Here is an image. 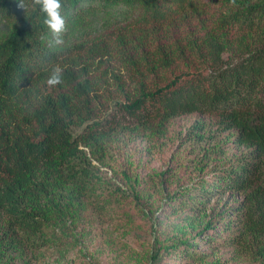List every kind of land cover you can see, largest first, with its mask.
I'll return each instance as SVG.
<instances>
[{
    "label": "trees",
    "instance_id": "trees-1",
    "mask_svg": "<svg viewBox=\"0 0 264 264\" xmlns=\"http://www.w3.org/2000/svg\"><path fill=\"white\" fill-rule=\"evenodd\" d=\"M61 5L66 31L58 47L33 0H0V264L44 246L33 239L48 215L82 205L98 180L92 160L103 158L96 154L110 139L104 129L118 124L94 120L95 105L113 89L123 98L113 104L143 136L163 138L171 120L193 114L234 133L245 152L224 177L242 199L230 218L241 231L229 245L257 256L264 245V0ZM56 66L62 82L50 87Z\"/></svg>",
    "mask_w": 264,
    "mask_h": 264
},
{
    "label": "rangeland",
    "instance_id": "rangeland-1",
    "mask_svg": "<svg viewBox=\"0 0 264 264\" xmlns=\"http://www.w3.org/2000/svg\"><path fill=\"white\" fill-rule=\"evenodd\" d=\"M104 95L94 120L118 124L105 127L110 139L96 154L103 158L92 160L98 180L81 206L48 215L33 239L44 246L17 252L14 264H264V245L257 256L229 245L241 231L230 220L240 197L224 177L245 152L234 133L218 130L213 116L193 114L171 120L163 138L143 136L112 102L123 98L114 89Z\"/></svg>",
    "mask_w": 264,
    "mask_h": 264
},
{
    "label": "clouds",
    "instance_id": "clouds-1",
    "mask_svg": "<svg viewBox=\"0 0 264 264\" xmlns=\"http://www.w3.org/2000/svg\"><path fill=\"white\" fill-rule=\"evenodd\" d=\"M33 4L38 5L40 11L45 15L44 24L47 26L53 37V43L55 45L63 44L62 36L66 31V21L61 14V0H33ZM18 7L23 9L24 4L21 3ZM61 76L62 69L59 66H56L47 80L48 86L55 87L60 84L62 82ZM240 200H242L241 197Z\"/></svg>",
    "mask_w": 264,
    "mask_h": 264
}]
</instances>
